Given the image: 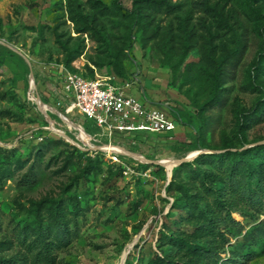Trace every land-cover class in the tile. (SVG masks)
<instances>
[{
	"label": "rangeland",
	"instance_id": "obj_1",
	"mask_svg": "<svg viewBox=\"0 0 264 264\" xmlns=\"http://www.w3.org/2000/svg\"><path fill=\"white\" fill-rule=\"evenodd\" d=\"M76 1L85 11L92 10L88 0ZM100 1L111 6L113 0ZM171 1L177 4L174 13L152 14L151 23L144 28L131 26L120 16L101 17L109 39L108 52H103L87 35L74 31L68 20L67 0H0V146L13 148V152L0 153V167L12 169L0 181V242H3L0 259L12 258V264H31L18 238L21 228L33 222L30 202L64 194L76 198L81 211L76 217L68 213L70 232L60 247L51 251L52 262L43 264H148L158 248L170 250L167 245H160L157 234L162 222L176 218L167 186L177 163L207 151H223L220 149L223 133L239 148H247L264 138V121L245 132L247 143L243 145L236 127L237 113L254 105L264 92V72L255 79L258 87H247L253 79L251 63L259 52V35L264 24L250 16H264L257 12L258 7L264 9V3ZM248 3H252L250 7ZM122 4L130 7L131 0H123ZM213 5H223L222 11L209 7ZM222 18L231 24L230 28ZM154 27L156 32L151 36ZM234 33L245 36V47L239 65L223 84V106L209 114L206 130L209 148L173 152L169 145L188 140L192 133L174 114L184 121L192 110L188 96L194 95L198 102H203L210 93V78L198 68L203 62L204 47L212 45L214 56L218 57L225 49H232ZM80 41L85 45L84 51L74 61L80 71L89 73V68L94 74L112 75L108 54L117 51L132 82L131 93L144 104L167 107L175 123L172 131L152 132L150 136L119 134L111 139L112 144L147 160H160L164 164H160V169L151 166L152 163L140 162L150 165L142 170L133 159H121L135 172L118 174L115 165L119 163L111 162L102 147L108 136L91 127L90 121H83L77 112L67 113L61 106L56 107L61 99L60 42L71 47ZM184 42L191 46L186 51ZM94 61L103 65L96 66ZM29 75L40 99L54 108L53 113H48L49 121L34 100ZM50 124L62 130L70 141L56 133ZM80 125L99 139L90 140L93 148L76 140L78 133L81 138L88 137ZM54 138L76 144L92 156L103 153L100 169L82 176V159L64 166L71 148L66 143L55 146L47 143L46 139ZM92 162L95 164L94 159ZM22 163L24 167L18 169ZM31 165L32 171L28 172ZM25 173L34 174L30 185L21 181ZM65 206L71 209L67 200ZM250 214L234 210L233 221L222 228L227 230V241L212 258L196 264H264V205L259 213ZM55 230V226L50 227L51 232ZM125 248L128 250L121 260Z\"/></svg>",
	"mask_w": 264,
	"mask_h": 264
},
{
	"label": "trees",
	"instance_id": "obj_2",
	"mask_svg": "<svg viewBox=\"0 0 264 264\" xmlns=\"http://www.w3.org/2000/svg\"><path fill=\"white\" fill-rule=\"evenodd\" d=\"M91 11H85L76 0H67L68 20L73 24V29L80 35H87L95 42L103 52H108L109 39L105 30V25L100 21L106 15H116L126 18L132 25L146 27L151 23L152 14L172 15L177 4L171 0H131L130 7L122 4L123 0H113L111 6L105 5L100 0H88ZM251 1V0H250ZM256 4H263L264 0H252ZM252 3H248L249 7ZM221 12L223 5L209 6ZM258 14L264 15V9L258 7ZM257 22L264 16H250ZM228 28L231 27L228 21L222 18ZM264 24L259 35V52L251 63L253 79L247 83V87L252 89L258 87L255 79L264 72ZM156 32L152 29L151 36ZM245 36L234 33L232 49H225L218 57L214 56L213 47L207 44L202 53V64L199 70L208 76L211 81L209 96L198 102L195 96H188L192 105V110L187 114L184 121L180 120L176 114L174 117L181 124L191 128V136L188 140L175 141L169 145L175 152L190 150H200L209 148L206 140V130L209 124V114L212 110L224 104V82L230 77L233 70L239 65L245 47ZM63 49V57L60 64L70 71H79L86 77L93 78L95 75L88 68L89 73L76 69L73 65L84 51L82 41L68 47L60 42ZM184 51L190 44L184 42ZM108 64L113 67V75L121 80H130L128 73L121 62L119 52H109ZM94 65H103L94 61ZM212 70L211 72L209 70ZM187 95V94H186ZM45 103L46 100H44ZM51 114V113H49ZM264 121V92L262 97L251 107L240 111L236 115V127L240 133L241 145L247 143L245 132L255 125ZM148 136L152 132H146ZM259 138L257 141H262ZM50 145L66 143L62 138L46 139ZM70 148L69 154L65 158V165L82 159L84 167L83 174H91L100 169L103 153L97 152L92 156L74 145L66 143ZM223 151L206 152L196 155L193 159L183 161L175 167L171 180L167 186V191L173 197L171 209L176 218L162 222L158 229V241L160 245H167L170 250L158 248L149 258L148 264H196L212 258L227 241L226 231L228 223L233 221L234 210L240 211L244 215L261 210L264 205V142L256 143L247 148L236 147L233 140L223 133L221 136V148ZM13 152V148L0 146V153ZM95 160V164L92 162ZM135 161V160H134ZM24 162V161H23ZM142 170L150 165L141 164L135 161ZM24 163L18 165V169L24 167ZM118 174H122L121 164L115 165ZM160 169L158 164L151 165ZM33 165L29 167L31 172ZM12 173L10 167H0V181L5 176ZM34 174H23L21 181L24 185H30L34 180ZM65 200L71 205V209L65 206ZM254 209V210H252ZM30 212L33 214V222L25 225L18 232L20 243L25 247L31 264H43L52 262L51 251L55 247H60L65 236L70 232L67 229L68 213L76 217L81 207L76 198L61 194L57 198H46L30 202ZM251 215V214H250ZM55 226L57 230L50 231V227ZM259 229V228H258ZM52 235L54 237H52ZM32 236V237H31ZM31 237V238H29ZM3 242H0V246ZM12 264V258L0 259V264Z\"/></svg>",
	"mask_w": 264,
	"mask_h": 264
},
{
	"label": "built area",
	"instance_id": "obj_3",
	"mask_svg": "<svg viewBox=\"0 0 264 264\" xmlns=\"http://www.w3.org/2000/svg\"><path fill=\"white\" fill-rule=\"evenodd\" d=\"M73 65L79 70L75 62ZM58 67L62 72V82L61 99L57 100L56 107L61 106L67 113L77 112L83 121H90L91 127L99 129L101 134H106L109 139L107 143H102V147L111 162L122 165V173L135 172L132 166L123 161L124 159L140 161L129 156L126 153L128 150L112 144L113 135L169 132L174 129L175 123L169 116L167 107L144 104L131 93L130 80H121L113 74L99 75L96 72L95 76L90 78L79 71H70L62 64ZM48 107L47 115L53 113L51 109H54ZM80 127L87 134L89 142L91 139L99 141L83 126ZM76 140L84 147H92L82 143L78 138Z\"/></svg>",
	"mask_w": 264,
	"mask_h": 264
},
{
	"label": "water",
	"instance_id": "obj_4",
	"mask_svg": "<svg viewBox=\"0 0 264 264\" xmlns=\"http://www.w3.org/2000/svg\"><path fill=\"white\" fill-rule=\"evenodd\" d=\"M36 96H37V98L41 101V104L43 105V109H39V111L42 113V115L46 118V120L47 121H49V119H48V115H47V109L49 108L41 99H40V97H39V95H38V93L36 92ZM71 122V121H70ZM73 123V122H72ZM50 127L56 132V133H58L62 138H65L66 140H68V141H70V139L68 138V136L64 133V132H62V131H60V130H57V129H54L52 126H51V124H50ZM262 142H264V140H262V141H260L259 143H262ZM76 147H78V148H80V149H84V148H81V147H79L78 145H76V144H74ZM88 148H93V147H88ZM100 147H96V149H99ZM207 151V150H206ZM207 152H212V151H207ZM126 153L129 155V156H131V157H133L134 159H136V160H138V161H140V162H148V163H152V164H158V165H164L160 160H147V159H145L143 156H141L140 154H136V153H132V152H130V151H126ZM198 153H200V152H198ZM197 153V154H198ZM196 154H194L193 156H195ZM188 160V157L187 158H184L183 160H180L177 164H180L181 162H183V161H187Z\"/></svg>",
	"mask_w": 264,
	"mask_h": 264
},
{
	"label": "bare ground",
	"instance_id": "obj_5",
	"mask_svg": "<svg viewBox=\"0 0 264 264\" xmlns=\"http://www.w3.org/2000/svg\"><path fill=\"white\" fill-rule=\"evenodd\" d=\"M28 78H29V82L32 83V87H33V89H32V94H33V96H34V100H35V102H37V104L39 105V109H43V105L41 104V101H39V99H38L37 96H36V91H35V86H34V84H33L32 76L29 75ZM30 83H29V84H30ZM77 138H78L82 143H84V144H86V145H89V146L91 145L90 142L88 141V137H86L85 135H84L83 138H81V135L78 133ZM93 146H94V145H93ZM94 148H95V147H94ZM110 148H111V147H110ZM170 164H171V163H170ZM171 166H172V165H171ZM171 166H170V167H171ZM165 167H166V166H165ZM170 167H169V168H170ZM127 250H128V248H125L124 251L122 252L121 260L124 259Z\"/></svg>",
	"mask_w": 264,
	"mask_h": 264
}]
</instances>
